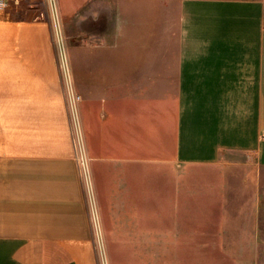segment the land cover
<instances>
[{"label": "crops", "instance_id": "obj_1", "mask_svg": "<svg viewBox=\"0 0 264 264\" xmlns=\"http://www.w3.org/2000/svg\"><path fill=\"white\" fill-rule=\"evenodd\" d=\"M64 1L74 2L76 17L88 0H56L59 19ZM18 9L0 10V264H99L93 243L105 242L104 215L145 197L151 169L160 195L179 167L218 166L225 184L240 175V197L255 192L248 218L239 217L248 222L219 225H255L264 185V0H177L168 68L160 58L133 73L112 64L96 84L88 76L89 88L77 76L71 84L51 11Z\"/></svg>", "mask_w": 264, "mask_h": 264}, {"label": "rangeland", "instance_id": "obj_2", "mask_svg": "<svg viewBox=\"0 0 264 264\" xmlns=\"http://www.w3.org/2000/svg\"><path fill=\"white\" fill-rule=\"evenodd\" d=\"M176 2L88 0L73 17L74 2L64 1L62 19L56 22L61 45L57 52L65 61L71 84L77 76L89 88L90 83H84L88 76L96 84L112 64L119 65L115 67L119 73L121 69L133 73L143 60L160 58L168 68L165 65L177 55ZM11 6L39 12L50 9L42 0H18ZM122 61L124 66H120ZM72 116L67 112L71 140L75 138ZM153 172L147 174L145 197H139L138 203L129 201L130 210L104 215L105 242L93 243L99 264H264V185L255 225L235 232L220 226L221 219L248 218L245 214L255 199L254 190L240 197L244 190L240 175H231L225 184L218 166L179 167L176 177L162 180L165 194L160 195L153 186ZM171 187L175 194L169 195ZM243 203L246 209H240ZM91 230L97 233L99 228Z\"/></svg>", "mask_w": 264, "mask_h": 264}, {"label": "built area", "instance_id": "obj_3", "mask_svg": "<svg viewBox=\"0 0 264 264\" xmlns=\"http://www.w3.org/2000/svg\"><path fill=\"white\" fill-rule=\"evenodd\" d=\"M13 1V3H16L18 0H0V10L5 9L11 2ZM46 2V4L50 7V11L52 13V18L55 19V26H56V22H59V16H58V12H57V5H56V1L55 0H44ZM57 19V21H56ZM56 30H58L57 26H56ZM56 39L58 40L59 37ZM58 43V47H61L60 43L57 41ZM78 98V96H77ZM262 135L264 136V131L262 132ZM76 142L74 145L75 148V162L77 165V169L80 175V178L83 182V186L84 189L86 191V193L91 196L92 194V180H91V176H90V170H89V165H88V161L84 152V147L82 146L80 140V134L79 131L77 132L76 136H75ZM89 196V197H90ZM92 198V197H90ZM95 227V226H94ZM95 229H97V227H95Z\"/></svg>", "mask_w": 264, "mask_h": 264}]
</instances>
